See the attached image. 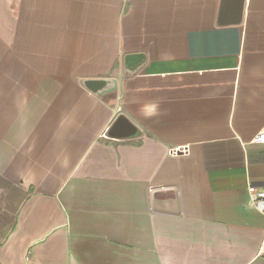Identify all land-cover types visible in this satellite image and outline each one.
I'll return each instance as SVG.
<instances>
[{
    "label": "crops",
    "instance_id": "1",
    "mask_svg": "<svg viewBox=\"0 0 264 264\" xmlns=\"http://www.w3.org/2000/svg\"><path fill=\"white\" fill-rule=\"evenodd\" d=\"M221 3L0 0V264H264V0Z\"/></svg>",
    "mask_w": 264,
    "mask_h": 264
},
{
    "label": "water",
    "instance_id": "2",
    "mask_svg": "<svg viewBox=\"0 0 264 264\" xmlns=\"http://www.w3.org/2000/svg\"><path fill=\"white\" fill-rule=\"evenodd\" d=\"M228 0H222L220 15L223 16L225 8L223 5ZM230 1V0H229ZM236 14L234 17L240 15L243 0H238ZM144 64V57L140 54L128 55L124 58L125 73L127 76L135 74ZM81 83L94 94L102 97L104 94H114L116 90V82L113 79L99 80V79H87L81 81ZM138 133L137 128L124 116L119 115L110 128L106 132V136L111 138H125L132 137Z\"/></svg>",
    "mask_w": 264,
    "mask_h": 264
},
{
    "label": "built area",
    "instance_id": "3",
    "mask_svg": "<svg viewBox=\"0 0 264 264\" xmlns=\"http://www.w3.org/2000/svg\"><path fill=\"white\" fill-rule=\"evenodd\" d=\"M253 142L264 144V129L258 132V134L254 137ZM187 153H188L187 147L172 148L169 151V154L173 156H184ZM248 192L250 194V202L253 207L258 208L260 205H264V191L263 190H259L254 186H249Z\"/></svg>",
    "mask_w": 264,
    "mask_h": 264
}]
</instances>
